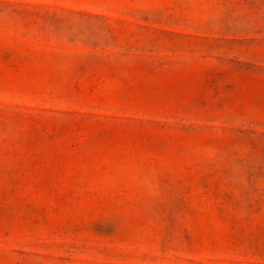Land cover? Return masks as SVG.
I'll return each mask as SVG.
<instances>
[{"label":"rangeland","instance_id":"obj_1","mask_svg":"<svg viewBox=\"0 0 264 264\" xmlns=\"http://www.w3.org/2000/svg\"><path fill=\"white\" fill-rule=\"evenodd\" d=\"M0 264H264V0H0Z\"/></svg>","mask_w":264,"mask_h":264}]
</instances>
